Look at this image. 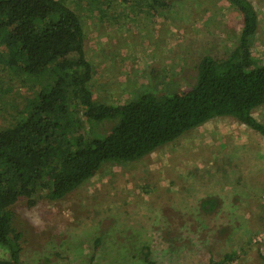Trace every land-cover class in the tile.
Here are the masks:
<instances>
[{"label": "rangeland", "instance_id": "obj_1", "mask_svg": "<svg viewBox=\"0 0 264 264\" xmlns=\"http://www.w3.org/2000/svg\"><path fill=\"white\" fill-rule=\"evenodd\" d=\"M62 1L80 18L89 86L104 104L184 89L192 62L227 55L241 26L225 0H127L110 8ZM250 1L260 62L264 0ZM47 80L17 73L0 54V129ZM70 110L81 118L75 103ZM252 114L264 123V105ZM45 195L32 184L10 207L25 264H147L144 247L152 264H259L264 256V138L232 117L212 118L138 160L106 162L61 199ZM207 200L210 210L202 207Z\"/></svg>", "mask_w": 264, "mask_h": 264}, {"label": "trees", "instance_id": "obj_2", "mask_svg": "<svg viewBox=\"0 0 264 264\" xmlns=\"http://www.w3.org/2000/svg\"><path fill=\"white\" fill-rule=\"evenodd\" d=\"M86 1L110 8L127 0ZM225 1L241 25L227 55L194 60L193 81L184 89L160 95L144 91L114 105L93 97L84 29L74 10L62 0H0V54L6 66L48 79L14 122L0 129V247L8 252L0 264H25L10 207L28 196L32 184L45 189L47 200L61 199L104 163L138 160L216 117H232L264 138V123L252 114L264 105V60L256 62L252 53L258 14L250 0ZM72 102L81 118L71 115ZM105 122L110 124L102 130ZM212 204L203 201L202 207L210 210ZM98 245L97 239L94 249ZM142 259L152 264L148 248Z\"/></svg>", "mask_w": 264, "mask_h": 264}]
</instances>
